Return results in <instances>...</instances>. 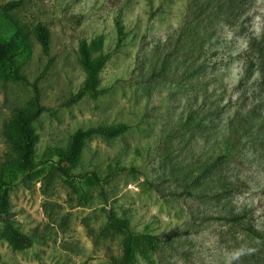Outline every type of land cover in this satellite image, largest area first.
I'll list each match as a JSON object with an SVG mask.
<instances>
[{
    "label": "rangeland",
    "instance_id": "rangeland-1",
    "mask_svg": "<svg viewBox=\"0 0 264 264\" xmlns=\"http://www.w3.org/2000/svg\"><path fill=\"white\" fill-rule=\"evenodd\" d=\"M115 18L126 34L119 48ZM37 25L49 31L48 55ZM18 31L31 43L29 57L17 58L23 80L0 67V173L12 181L0 264H113L123 235L108 226L110 213L159 238L155 252L135 251L134 264H264V240L228 221L239 215L264 236V0H22L0 11V41ZM98 36L109 58L103 92L91 95L80 91L78 45ZM37 108L36 162L66 149L78 129L128 127L86 138L68 166L74 177H109L101 190L51 164L15 170L10 122ZM240 128L233 159H217ZM227 183H238L235 193ZM6 222L28 248L9 246Z\"/></svg>",
    "mask_w": 264,
    "mask_h": 264
},
{
    "label": "trees",
    "instance_id": "trees-1",
    "mask_svg": "<svg viewBox=\"0 0 264 264\" xmlns=\"http://www.w3.org/2000/svg\"><path fill=\"white\" fill-rule=\"evenodd\" d=\"M22 4V0L13 1L0 6V11L7 13L18 9ZM117 31L116 47L119 48L125 43V32L119 18L114 20ZM33 37L40 46L44 55H48L50 50V34L49 31L37 25L33 30ZM103 37L98 36L90 42L81 40L78 45V61L84 71L85 78L80 87L81 92L91 95H97L103 92L99 87V74L108 61V55L101 53L103 48ZM31 52V43L27 36L18 31L13 38L0 41V67L8 68L16 80H23L18 70L17 58H28ZM40 109L37 108L33 112H24L18 110L10 122V130L12 136L11 146L17 155L15 170L27 174L33 171L39 164H51L58 173L67 179H87L94 187L102 189V184L108 182L109 177L100 180L93 172H85L76 177L71 176L68 166L76 162L78 155L82 149L83 141L92 135H102L106 137H116L128 130V127L119 124L110 128L76 130L70 137V141L66 149L51 148L44 152L39 162L35 161V144L37 135L31 127V123L35 120ZM245 119L247 123L255 128V123L248 120L250 115ZM253 119L258 125L263 121L259 116L253 115ZM241 120H244L242 118ZM254 136L259 139L258 131L254 132ZM243 134L240 129L231 130L229 138L224 142L217 159L232 160L233 151L242 139ZM13 172V171H8ZM12 186L11 178L6 177L4 173H0V216L8 215L11 211V203L9 201V190ZM238 183H227L225 189L228 193H235ZM233 225L241 229L248 236L256 239L264 240V236L247 224L244 219L239 216H232L228 219ZM108 226L123 235L121 257L113 260V264H134L135 251L142 256L155 252L159 238L150 234H135L129 228L127 221L114 216L112 213L108 217ZM3 237L13 250H23L30 246V240L23 236L10 223L6 222L3 228Z\"/></svg>",
    "mask_w": 264,
    "mask_h": 264
},
{
    "label": "clouds",
    "instance_id": "clouds-1",
    "mask_svg": "<svg viewBox=\"0 0 264 264\" xmlns=\"http://www.w3.org/2000/svg\"><path fill=\"white\" fill-rule=\"evenodd\" d=\"M241 254H242V253H241L240 251H237V252L234 254L233 258H234V259H238V258L240 257Z\"/></svg>",
    "mask_w": 264,
    "mask_h": 264
}]
</instances>
